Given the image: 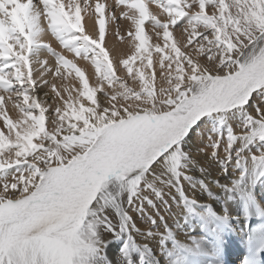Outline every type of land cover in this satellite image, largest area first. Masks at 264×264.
Listing matches in <instances>:
<instances>
[{
	"label": "snow or ice",
	"instance_id": "6c2138e0",
	"mask_svg": "<svg viewBox=\"0 0 264 264\" xmlns=\"http://www.w3.org/2000/svg\"><path fill=\"white\" fill-rule=\"evenodd\" d=\"M0 122V264H264V0H0Z\"/></svg>",
	"mask_w": 264,
	"mask_h": 264
},
{
	"label": "bare ground",
	"instance_id": "6f19581e",
	"mask_svg": "<svg viewBox=\"0 0 264 264\" xmlns=\"http://www.w3.org/2000/svg\"><path fill=\"white\" fill-rule=\"evenodd\" d=\"M104 2L108 5H110V4L114 3V0H104ZM85 23H86V27H88L90 30V26H91L92 21L86 20ZM120 24H121V26H116L117 24H115V23H109V25H108V34L106 37V44H107V47L109 48L111 54L114 57L126 56L127 54H129V51H130V45L128 44L127 39L121 41V40L117 39L116 36L114 35L118 28L121 31V35H126L129 22L123 19L122 23H120ZM45 39L50 41V37H45ZM52 43H53V46L56 47V44H54V42H52ZM79 65L81 68H83L85 70L87 75L91 76L93 74V69L87 63L80 61ZM123 75H124V73H123ZM49 79H51V78H49ZM92 82L93 81H90V83H92ZM56 83L59 84L60 82L56 81ZM101 99H102V97H101ZM10 115L15 117L16 113L10 111ZM0 123H2V122H0ZM197 159H200V157H197ZM193 174H195L197 176V178H200L198 172H194ZM255 191H256L258 198L264 199V185L258 184ZM165 198L167 199V197H165ZM158 207H159V204H158ZM149 211H151V210L149 209ZM129 214L133 216V219L136 221L138 226L143 227V225L140 223L136 213L129 210ZM253 220H255V219H253ZM137 239H139V238H137ZM114 243H115L116 248L118 250V247H119L118 242H114ZM111 247L112 246L110 245V248ZM241 247H243L241 240H240V242H234L232 239V236L228 232L225 233V235H224V247H223L222 252H225L228 254V251H229L233 254V256L230 258L232 263H233V261H237L238 264H241V257L242 256H241V253H238L239 252L238 250ZM238 254L240 255L239 258L237 257ZM222 264H223V262H222Z\"/></svg>",
	"mask_w": 264,
	"mask_h": 264
},
{
	"label": "rangeland",
	"instance_id": "374dc122",
	"mask_svg": "<svg viewBox=\"0 0 264 264\" xmlns=\"http://www.w3.org/2000/svg\"><path fill=\"white\" fill-rule=\"evenodd\" d=\"M110 6H114V3H113V4H110ZM112 10L118 12V10L115 9L114 7L112 8ZM122 20H123V19H117V21L115 22V24H117L116 26H121L120 23H122ZM50 41H51V38H50ZM51 42H54V41H51ZM54 44H55V42H54ZM124 75H126V74L124 73ZM129 83H130V86H131V85H132V84H131V81H129ZM132 86H133V85H132ZM238 258H239V257H238Z\"/></svg>",
	"mask_w": 264,
	"mask_h": 264
}]
</instances>
